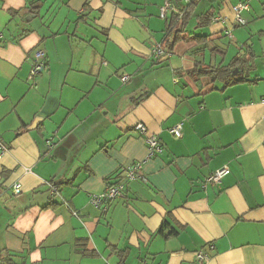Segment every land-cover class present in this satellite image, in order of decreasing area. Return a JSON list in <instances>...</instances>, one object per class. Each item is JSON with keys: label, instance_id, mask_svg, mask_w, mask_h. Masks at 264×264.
I'll use <instances>...</instances> for the list:
<instances>
[{"label": "crops", "instance_id": "crops-1", "mask_svg": "<svg viewBox=\"0 0 264 264\" xmlns=\"http://www.w3.org/2000/svg\"><path fill=\"white\" fill-rule=\"evenodd\" d=\"M187 1L0 0V264H264V0H211L224 21L196 29L194 14L156 60ZM241 55L247 83L190 74ZM138 124L163 154L149 158ZM119 183L106 211L92 204Z\"/></svg>", "mask_w": 264, "mask_h": 264}, {"label": "built area", "instance_id": "built-area-1", "mask_svg": "<svg viewBox=\"0 0 264 264\" xmlns=\"http://www.w3.org/2000/svg\"><path fill=\"white\" fill-rule=\"evenodd\" d=\"M193 0H188V3H191ZM172 9V5L167 2L162 8H161V13L160 16L162 19H166L168 11ZM234 13L236 15L235 22L240 25V26H245L247 24V21L241 16V13L244 11H249V6L248 4L245 3H240L233 7ZM214 23L217 22H222L221 18L215 17L212 19ZM228 36H231V32H227ZM0 39H2V35L0 34ZM165 56V52L162 49L160 45H156L153 49V57L156 60H160ZM44 57L45 53L43 51H38L35 55V64L33 67V70L31 71L30 78L33 79L35 78L44 68ZM128 80L127 77L123 78V81L126 82ZM134 130L144 139L148 151H149V158L155 155H161L164 153V147L161 144L160 140L155 136L151 135L148 132L147 127L144 124H138L135 126ZM171 133L175 136L177 139H181L183 136L182 133V124L177 125L174 127L171 131ZM49 147H53V143L49 142L48 143ZM1 158V154H0ZM143 163L138 162L130 166L125 174V183L132 182V181H138L142 180L143 176L141 174L143 170ZM230 174V170L227 167H224L221 170H218L214 172L212 175H210L206 182L207 184L211 185H220L222 183V180L227 177ZM125 183H119L117 185L111 186L110 188L107 189V191L104 194L101 195H95L91 197V202L95 206L98 207H104L105 211L108 209L109 204L116 200L119 197H122L123 192L125 190ZM51 191L52 196L59 195V189L57 185L51 184L49 187ZM21 186L20 184L15 185L14 187V193L16 195L20 194ZM211 260L210 254L206 252H197L196 254V261L198 264H207Z\"/></svg>", "mask_w": 264, "mask_h": 264}, {"label": "trees", "instance_id": "trees-1", "mask_svg": "<svg viewBox=\"0 0 264 264\" xmlns=\"http://www.w3.org/2000/svg\"><path fill=\"white\" fill-rule=\"evenodd\" d=\"M223 0H221L222 2ZM199 5V0H193L191 4H189L184 11L182 12V17L179 19V16L176 15L174 17L173 22H176L174 26L169 27V35H167L164 39V43L161 44L162 49L163 47H168L169 50L165 52V56L172 52L174 46L180 41L179 36H175L172 40H169V37L171 36L172 31L176 32L177 34H183L187 32V28L191 22V20L194 17L195 11ZM216 17L215 12L212 10L207 11L204 14H201L197 16V23H196V29H202L206 28L211 25V19ZM167 18V17H166ZM172 30V31H171ZM189 31V30H188ZM193 39L197 41H201L202 39L205 40L204 37H194ZM164 56V57H165ZM163 57V58H164ZM162 59V58H161ZM248 57H244L243 55L239 56L229 67H222V66H210L208 68L199 69V67H196L195 70H193L190 74L192 75H198V76H208L212 79L213 82L216 81H222L225 85V88L236 86L239 84L247 83L246 77H244V69L247 66V68H250V61H248ZM233 69L238 70L239 72L234 75ZM243 69V70H242ZM123 81V80H122ZM124 82V81H123ZM163 231V230H162ZM177 232L175 230H172L169 235H175ZM5 261L11 263L12 261L9 259H6Z\"/></svg>", "mask_w": 264, "mask_h": 264}, {"label": "rangeland", "instance_id": "rangeland-1", "mask_svg": "<svg viewBox=\"0 0 264 264\" xmlns=\"http://www.w3.org/2000/svg\"><path fill=\"white\" fill-rule=\"evenodd\" d=\"M211 3H214V2H212L211 0H199V5H198V8L196 10L195 17L199 16L201 14H204L211 7V5H213ZM154 15H156L158 17L157 14H154ZM159 17H161V16H159ZM253 22L254 21H251V24L249 25L250 27L248 29L245 27H240V28H242L243 30H247V31L251 29L253 31V27H254ZM254 32H255V34L257 33V31H254ZM198 34H200V32H198ZM252 39H254L256 44H258L257 41L259 39L257 37H255V38H254V36L250 37V41H252ZM49 187H50V185L48 184V188Z\"/></svg>", "mask_w": 264, "mask_h": 264}]
</instances>
